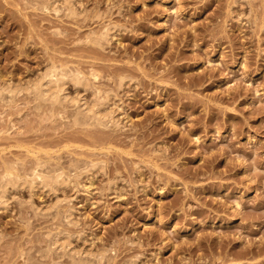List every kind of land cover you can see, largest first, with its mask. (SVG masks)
<instances>
[{"label":"rangeland","instance_id":"1","mask_svg":"<svg viewBox=\"0 0 264 264\" xmlns=\"http://www.w3.org/2000/svg\"><path fill=\"white\" fill-rule=\"evenodd\" d=\"M63 1L0 0V264H264V0Z\"/></svg>","mask_w":264,"mask_h":264},{"label":"bare ground","instance_id":"2","mask_svg":"<svg viewBox=\"0 0 264 264\" xmlns=\"http://www.w3.org/2000/svg\"><path fill=\"white\" fill-rule=\"evenodd\" d=\"M70 1H71V0H64L63 2L65 3V5H66V4L70 5ZM70 8H71V7H69V8L67 7V9L69 10V12H70ZM71 10H72V9H71ZM69 15H70V14H69ZM50 72H51V71H50ZM59 74H60V73H59ZM47 75H48V74H47ZM47 75H45V76H47ZM57 75H58V74H57ZM62 76H63V74H62ZM71 76H72V75H71ZM49 77H50V76H48V78L46 77V78L48 79V80H46L47 82L41 83V81L43 80V78L45 79V77H42V80L40 79L41 81L39 80V81L35 82V83H37V84H38V82H40V84H38V85L35 84L36 86L33 85V88H34V89L32 88V91H34V93L38 94V96L41 97V98H40V97L37 96L39 99H43L42 97L45 96L44 99L47 100V98H48V100H50V101L52 100L51 102H53V101L55 100V98L58 97L57 94H58V93L60 92V90L63 88L62 86H64V85H62V79H64V78H62V77H61V78H56L57 76H55L54 79H56V80H55L54 82H53V80H51V81H52V82H51ZM40 78H41V77H40ZM51 78L53 79L52 76H51ZM71 79H73V78H71ZM43 81H44V80H43ZM76 81H78V80H76ZM76 81H75V82H76ZM80 81H81V80H80ZM80 81H79V82H80ZM79 82H76V83L79 84ZM63 84H64V83H63ZM80 85L83 86L84 83L81 82V84H79L78 86H80ZM34 86H35V87H34ZM29 88H30V87H29ZM83 88H84V87H83ZM30 89H31V88H30ZM11 91H12V90H11ZM62 91H63V89H62ZM62 91H61V93H62ZM9 92H10V91H9ZM36 94H35V96H36ZM46 96H47V98H46ZM56 96H57V97H56ZM59 100H60V99H59ZM58 102H59V101H58ZM54 103H57V101L54 102ZM74 103H75V102H74ZM83 107H84V105H83ZM87 108H88V107H87ZM78 109H79V108H78ZM81 109H82V108H81ZM84 109H86V108H84ZM88 109H89V110L86 109V110H84V111H86V112L88 111V113H89L90 111L93 110V109H91V108H88ZM90 109H91V110H90ZM81 111H82V110H81ZM84 111H83V113H85ZM78 112H79V111H78ZM76 113H77V112H76ZM81 113H82V112H81ZM89 114H90V113H89ZM93 115L97 116V113L94 114V111H93ZM77 116H78V114H76V117H77ZM84 116H85V115H84ZM87 116H88V115H87ZM82 117H83V115H82ZM90 117H91V116H90ZM97 117H98V116H97ZM76 119H77V118H76ZM97 119H98V118H97ZM93 121H94V120H93ZM96 121H97V120H96ZM111 122H113V121L111 120ZM77 123H78V122H77ZM102 123H103V122H102ZM97 124H98V123H97ZM101 125H102V124H101ZM36 173H37V172H36ZM8 174H9V173H8ZM37 175H38V178L36 177L35 180L40 178V177H39V175H40L39 173H38V174H34V177L37 176ZM8 178H9V177H8ZM40 180H41V183H38V184L41 185V184H43L44 180H42V178H40ZM11 182H12V181H11ZM33 182L35 183V182H37V180L34 181V178H33ZM59 183H60V182H59ZM44 184H45V183H44ZM46 184H47V183H46ZM46 184H45V185H46ZM45 185H44V186H45ZM50 185H51V184H50ZM52 185H53V184H52ZM58 185H59V184H58ZM41 186H43V185H41ZM2 197H3L2 199H4V196H2ZM2 199H0V200H2ZM2 202H3V204H5V201H2ZM2 202H1V203H2ZM3 204H2V205H3ZM56 236H58V235H56ZM56 236H55V237H56ZM53 238H54V237H53ZM54 239H55V238H54ZM54 239H53V240H54ZM56 239H57V237H56ZM56 239L54 240L55 243H57V242L59 241V239H62V238H58L57 242H56ZM53 240H52V241H53ZM53 244H54V243H53Z\"/></svg>","mask_w":264,"mask_h":264}]
</instances>
